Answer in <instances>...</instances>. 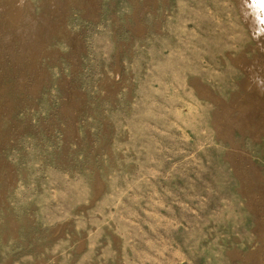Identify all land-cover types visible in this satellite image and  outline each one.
Returning <instances> with one entry per match:
<instances>
[{
  "label": "rangeland",
  "instance_id": "rangeland-1",
  "mask_svg": "<svg viewBox=\"0 0 264 264\" xmlns=\"http://www.w3.org/2000/svg\"><path fill=\"white\" fill-rule=\"evenodd\" d=\"M241 3L0 0V264H264Z\"/></svg>",
  "mask_w": 264,
  "mask_h": 264
},
{
  "label": "bare ground",
  "instance_id": "bare-ground-1",
  "mask_svg": "<svg viewBox=\"0 0 264 264\" xmlns=\"http://www.w3.org/2000/svg\"><path fill=\"white\" fill-rule=\"evenodd\" d=\"M240 1V0H239ZM242 1V9L244 12L245 16L252 17V21H249L251 23L252 27H260L261 25L264 24V0H256V5L255 7H249L248 5L245 4V0ZM240 5V4H239ZM242 13V11H241ZM250 19V18H248ZM264 235V232H263ZM262 237V236H261ZM264 239V237H263ZM262 239V240H263Z\"/></svg>",
  "mask_w": 264,
  "mask_h": 264
}]
</instances>
